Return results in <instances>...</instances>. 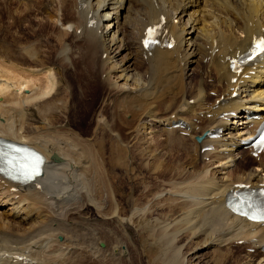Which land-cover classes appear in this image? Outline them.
<instances>
[{
  "label": "bare ground",
  "instance_id": "bare-ground-1",
  "mask_svg": "<svg viewBox=\"0 0 264 264\" xmlns=\"http://www.w3.org/2000/svg\"><path fill=\"white\" fill-rule=\"evenodd\" d=\"M20 1L9 18L38 5L45 20L22 24L55 33L21 40L10 24L9 42L0 36V136L41 151L45 168L25 185L0 175V264H142L137 218L136 238L156 251L145 264H208L204 255L231 258L233 246L245 250L233 264H264V223L223 207L235 183L264 182V153L240 144L260 121L252 115L264 116V59L240 73L228 64L264 35V0ZM163 16L173 45L142 50L144 29ZM48 41L51 54L32 49ZM77 50L86 61L74 121L66 72ZM129 149L157 185L132 174L122 202L105 160ZM174 152L185 156L178 170L158 158Z\"/></svg>",
  "mask_w": 264,
  "mask_h": 264
},
{
  "label": "rangeland",
  "instance_id": "rangeland-1",
  "mask_svg": "<svg viewBox=\"0 0 264 264\" xmlns=\"http://www.w3.org/2000/svg\"><path fill=\"white\" fill-rule=\"evenodd\" d=\"M5 1H6V3L0 1V3H1L0 4V7H1L0 8V23L5 26V27L2 26L3 30H2V28L0 29V36L3 37V38L6 36V40L8 42H9V38H10L9 34H10V31H11V27H7V25L9 26L10 24H12V30L16 32V36H18V38H20L21 40L24 37L23 40L35 41V39L37 38V40L43 41V39H45L48 36V34L54 35L55 32L51 29L50 26H47V25H45L44 27H42V26L38 27L37 26L38 28H37V31L35 32V35H34L33 32L28 30V26L24 27L25 25H23L24 22H26L27 20H30L35 25L40 23L39 20H42V21L45 20V17H46L47 14L46 13L44 14V11H43V9L40 6L32 5L33 7H30L28 9V11L29 10L30 11L26 15L23 14V17L22 16H16V13H15V15L12 14L13 16L11 15V17L9 18L10 12H14V11L21 12V11L24 10L23 9L24 6H22L23 3L20 0H5ZM8 13H9V15H8ZM20 25L21 26L23 25V26L21 27ZM8 31H9V33H7ZM50 42L51 41H48L47 43H45V42L44 43L43 42L42 43L38 42L39 44L35 43L34 45H32V49H34V50L41 49V51H43L42 53H44V50H45L46 52L51 54L55 48L53 47V43L52 42L50 43ZM8 44H2V47L5 46L4 49H7V48H9ZM43 44H44V46H43ZM77 52H79L81 54V56L78 53V55L73 58L74 63L72 65V68H70L66 72V77L68 78L70 84L72 85V92H73V95H74V97H73V100H74L73 104L74 105H72L71 111H70V114H72V115H70L71 119L74 120V121L78 117L76 115H78L77 113L79 112V108H80V104H81L80 103L81 98L78 95L79 91H77L78 87H77L76 83L80 82V78L84 75V73H83L84 72V68L82 66V63H83V61L84 62L86 61L83 58L84 56H82V52H80L79 50H77ZM3 54L4 53H2V55ZM20 62L24 63V64H27V65L29 64V62L25 63V61H20ZM82 88L84 89V86H82ZM26 91H27L26 93L29 94V91L28 90H26ZM210 93L211 92H209V94ZM210 95H212V94H210ZM75 124L76 123H74V125ZM81 124H82V126H84L83 123H81ZM109 145L113 146V142H110ZM128 151H126L127 153L126 152H119V156H117V155L114 156V154L110 153L109 155H110L111 161L110 160H105L107 162V163L106 162L105 163H106V167H107V170L109 172V175H111V173L114 171V175L117 176V178L115 180H113V183L115 184L116 187L118 186L117 189H119V191H120V200L122 202L125 200V198L128 196V193L130 192V188H128L129 187L128 184L130 183L131 186L133 187V184H132V181H131V178H130V176L132 174L135 176L136 179L139 178L137 180H141V179H143L142 177H144L146 180H148L150 182L149 185L153 186V188H156V185H157L156 178H155L156 175H154V174L150 175V173L145 172L144 168L140 167L141 161L143 159L142 157H140L141 156L140 152L138 150H135V149H131V151L129 149ZM106 154H107V152L105 151V155H104L105 157H106ZM183 157H185V156H183V155H181V154H179L177 152H174V154H172L170 156L161 155L158 158H168L167 159V163H169V166L172 169H176L177 168V170H178L180 168L179 164H181L183 161H185V160H180V159H183ZM117 158H118L119 161L117 160ZM204 160H207V159H204ZM109 161H110V163H109ZM186 162H188V160H186ZM129 166H130V168H129ZM137 182H139V181H137ZM135 185L139 187L138 183L135 184ZM131 191H133V190H131ZM134 220H135V224H136L135 229H138V230L134 231L135 233H134V235H132V237H133L132 239H134L133 241L136 243V245L138 244L137 245L138 247L135 245V249H136V251H137V253L139 255L138 257L140 258L142 264H145L148 260H150L152 257H154V254H156V251H154V249H153L154 246L151 245L150 241L147 238H143L145 236L142 237L143 238L142 242H140L139 239L136 238V236H135L136 234H137V237H139V233L141 232L140 234L143 235L144 232H143V229L140 228V226H141L140 224L142 223V220L141 219L139 220V218L134 219ZM132 234H133V232H132ZM60 236L61 235H58L57 239L61 240ZM243 249H244V247H242L240 249H236V247H234V246L231 247V250H232L231 251V258H229L227 256L226 258L224 257L223 260L222 259L217 260L218 262L216 260L214 261L213 257L211 258L212 259V261H211L209 255H204L202 260L204 259L205 261H208L207 262L208 264H211V263L212 264H215V263L221 264L223 261H224L223 264H230V263L233 264L232 262H235V260H239L240 256L244 254L245 250H243ZM249 250L252 252V248H249ZM146 255L148 256V259H147ZM256 256L258 257V254H256ZM227 259H228V261H227ZM229 260H230V262H229ZM231 260H232V262H231ZM219 261H221V262L219 263ZM148 264H149V262H148Z\"/></svg>",
  "mask_w": 264,
  "mask_h": 264
}]
</instances>
